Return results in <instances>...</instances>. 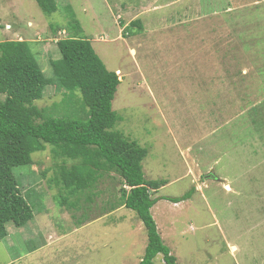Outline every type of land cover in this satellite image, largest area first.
Returning <instances> with one entry per match:
<instances>
[{
	"label": "rangeland",
	"instance_id": "1",
	"mask_svg": "<svg viewBox=\"0 0 264 264\" xmlns=\"http://www.w3.org/2000/svg\"><path fill=\"white\" fill-rule=\"evenodd\" d=\"M56 3L47 16L36 0H0V42L27 41L52 78L57 42L74 18L121 79L117 130L148 150L145 179L167 183L152 215L178 264H264V0ZM137 20L141 28L131 26ZM77 94L63 104L64 93L49 86L35 106L86 124ZM52 149L13 171L34 219L8 226L0 264H139L148 235L134 211L114 210L121 179L105 177L91 202L87 191L79 208H62L51 181L73 162Z\"/></svg>",
	"mask_w": 264,
	"mask_h": 264
},
{
	"label": "trees",
	"instance_id": "2",
	"mask_svg": "<svg viewBox=\"0 0 264 264\" xmlns=\"http://www.w3.org/2000/svg\"><path fill=\"white\" fill-rule=\"evenodd\" d=\"M36 2L47 16L57 11L56 0ZM131 26L141 28V23L133 21ZM67 29V38L57 42L61 59L52 62V78L45 76L27 41L0 42V238L9 236L10 224L22 228L34 219L13 171L30 167L32 155L50 145L55 157L73 162L60 166L51 181L59 189V206L79 208L80 196L87 191L86 201L91 202L98 184L116 175L124 188L114 210L134 211L147 231L148 244L139 264H154L158 255L165 264H178L152 215L160 201L154 194L167 183L145 179L142 162L148 150L116 128L121 117L113 110V101L121 79L107 69L92 42L81 36L74 18ZM49 86L64 93L63 104H72L80 93L88 109L87 123L35 106ZM190 196L167 200L179 204ZM71 197L76 200L70 201Z\"/></svg>",
	"mask_w": 264,
	"mask_h": 264
},
{
	"label": "built area",
	"instance_id": "3",
	"mask_svg": "<svg viewBox=\"0 0 264 264\" xmlns=\"http://www.w3.org/2000/svg\"><path fill=\"white\" fill-rule=\"evenodd\" d=\"M64 34H66V32H64Z\"/></svg>",
	"mask_w": 264,
	"mask_h": 264
},
{
	"label": "crops",
	"instance_id": "4",
	"mask_svg": "<svg viewBox=\"0 0 264 264\" xmlns=\"http://www.w3.org/2000/svg\"><path fill=\"white\" fill-rule=\"evenodd\" d=\"M226 186H229V185H226ZM227 189V188H226Z\"/></svg>",
	"mask_w": 264,
	"mask_h": 264
},
{
	"label": "clouds",
	"instance_id": "5",
	"mask_svg": "<svg viewBox=\"0 0 264 264\" xmlns=\"http://www.w3.org/2000/svg\"><path fill=\"white\" fill-rule=\"evenodd\" d=\"M66 32V31H65Z\"/></svg>",
	"mask_w": 264,
	"mask_h": 264
}]
</instances>
